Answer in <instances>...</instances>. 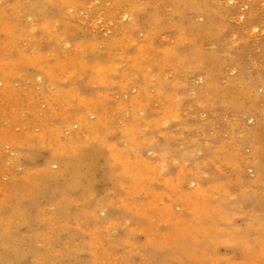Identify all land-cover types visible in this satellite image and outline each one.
Returning a JSON list of instances; mask_svg holds the SVG:
<instances>
[{
	"label": "rangeland",
	"instance_id": "1",
	"mask_svg": "<svg viewBox=\"0 0 264 264\" xmlns=\"http://www.w3.org/2000/svg\"><path fill=\"white\" fill-rule=\"evenodd\" d=\"M0 264H264V0H0Z\"/></svg>",
	"mask_w": 264,
	"mask_h": 264
}]
</instances>
